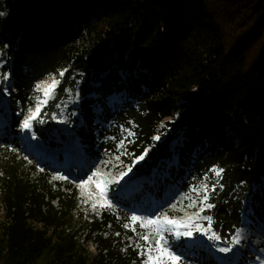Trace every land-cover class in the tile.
I'll return each instance as SVG.
<instances>
[{
  "label": "trees",
  "instance_id": "16d2710c",
  "mask_svg": "<svg viewBox=\"0 0 264 264\" xmlns=\"http://www.w3.org/2000/svg\"><path fill=\"white\" fill-rule=\"evenodd\" d=\"M0 13V50L10 61L7 125L19 137L20 114L43 101L44 79L59 82L32 124L41 138L40 126L75 85L70 78L92 76L75 134L89 152L105 147L117 157L104 176L110 195L175 153L176 169L162 179L186 180V193L197 187L204 195L208 186L222 240L240 226L248 195L259 205L246 216L264 223V0H0ZM117 90L126 98L111 112L105 98ZM94 104L109 128L98 130ZM5 138L0 264H144L128 245L136 236L131 216L113 204L94 208L75 184L64 190L57 171Z\"/></svg>",
  "mask_w": 264,
  "mask_h": 264
},
{
  "label": "rangeland",
  "instance_id": "374dc122",
  "mask_svg": "<svg viewBox=\"0 0 264 264\" xmlns=\"http://www.w3.org/2000/svg\"><path fill=\"white\" fill-rule=\"evenodd\" d=\"M9 64L10 61L0 50V146L7 135V139H10L14 144L17 141L19 142L18 146L29 160L46 162V165L57 171L60 177H67V179L60 178L64 190H68V185L75 184L84 199L94 203L97 201L105 202L101 200L100 190L97 189L95 183L90 182L86 186L87 190L94 194L91 199L83 194L86 192V188L80 185L82 181L88 180L93 172L100 174L93 177L94 181H105L104 176L109 174V169L114 166L117 157L108 153L105 147H102V151L99 152H89L91 149L86 148L85 143L75 134V127L81 121V113L78 106L82 91H87L91 87L94 78L92 76L88 80L77 76L70 78L75 85L67 87L65 97L56 105L55 110L51 113V119L49 121L45 119L44 124L40 126L45 138L38 136L33 126L27 130L22 129L19 137L17 130L13 131L7 125L10 116L5 92L10 74L4 68ZM122 74L124 75V73ZM53 81L54 79L47 78L39 84V89L44 94L43 101L47 100L46 104H42L40 110L42 108L46 110L47 107H50V102L57 95L58 83L55 89L51 91L52 95L51 93L45 95V89ZM55 81L59 82L58 80ZM125 92L122 90L113 91L105 98L106 105L111 112L117 111L121 107L126 98ZM89 95L95 94L91 91L86 93V96ZM132 103L136 102L133 101ZM30 110L35 111L31 108L27 114H20L19 119L23 121L31 115ZM93 111L97 115L95 121L99 125L98 130L100 128L103 130L104 128H109L110 124L102 119V111L98 104L93 105ZM39 116H41L40 112L37 118L31 121V124L39 120ZM45 122H49V124H45ZM180 145L181 137L179 136L174 138L169 144L172 151ZM199 153L200 151H197L194 157L198 156ZM78 160L82 163L80 167L78 166ZM176 166L177 157L174 153L172 158L166 160V163L161 165L160 168H154L153 173L149 177L138 176L130 178L114 194L110 195L108 191L105 193L106 201L118 207L120 212H122V217H132L133 215L140 217L136 221L137 227L131 221V227L135 229L136 236L127 237L128 245L136 251L137 258H139L140 254L144 255V264H148L149 256H158L159 253L155 250V242L160 238V233H162L164 236V240L161 241L162 244L170 246L171 251L182 257L180 264H193V254H202L205 260H210V264H264V223H258L255 218L253 221L246 216V214L256 216L253 207L259 204L252 195H248L244 199L241 224L234 232L244 228L250 235L254 236L251 238L246 237L242 244L232 243L230 240L231 236L227 240L214 239L212 238L214 235H219L213 227V218L209 213L211 209L206 208L201 203L203 195L199 194L198 188H195L196 194L193 191L186 193L183 185L186 180L181 182V180L170 179L167 182V178L162 179V176L170 178L169 172L175 171ZM186 173H192L191 167H188ZM126 194L129 196L125 197ZM201 207H204V211H200ZM158 217L160 219L157 224L144 226L148 220ZM165 217L183 221V223L168 224L165 221ZM205 217H211V224ZM188 230L193 231V237H177L175 235L177 231L183 233ZM144 235L149 237L147 241L142 239ZM224 247H228L231 250L221 252L220 249ZM132 261H135V259ZM161 264H169V262L164 258Z\"/></svg>",
  "mask_w": 264,
  "mask_h": 264
},
{
  "label": "snow or ice",
  "instance_id": "6c2138e0",
  "mask_svg": "<svg viewBox=\"0 0 264 264\" xmlns=\"http://www.w3.org/2000/svg\"><path fill=\"white\" fill-rule=\"evenodd\" d=\"M0 15H2V13H0ZM61 75H63V73H61ZM57 83L58 82L54 80L52 82V84L49 85L45 89V95H49L51 93V91H53L55 89V86H56ZM46 103H47V100L41 101L39 104L36 105L35 111H31L30 110L31 111V115H29L26 119H24L22 121V125L21 126H22L23 129L27 130V129H30L32 127L31 121H33V120H35L37 118V116H38V114L40 112V108H41L42 104H46ZM157 139H159V137H157ZM138 159H143V156L139 157ZM129 171H130V169H129ZM222 171H223V169L217 170L216 171V175L219 176ZM97 175H100V174L97 173V172H93L92 173V176H90L88 178V180L82 181L80 186L86 188V186L90 182L95 183L97 189L100 190L101 200L105 201V202L97 201L96 203H99V206L100 207H110L111 204H110V202H107L106 201V196H105V193L107 191V183L108 182L106 180L103 181V182L94 181L93 180V177H95ZM125 175H127V173H123V172L121 173V176L122 177L125 176ZM60 178L61 179H67V177H60ZM215 187H216L215 184H213L212 185L213 191L215 190ZM193 190L195 191L196 189H193ZM204 192H205V194L202 197L201 203L203 205H205L206 208L211 209L212 207H214V205L211 204V203H206L208 201V199H209L208 186L207 185H204ZM83 194L84 195H87L89 197V199H91L92 196L94 195L93 193H91L90 191H88L87 188H86V192L83 193ZM96 203L93 204V207L94 208L96 207ZM200 211H204V207H201L200 208ZM139 219H140V217L135 216V215H133L131 217V220L133 222H136ZM159 219H160L159 217L156 218V219H150V220L147 221V224L144 225V226L146 227L147 225L157 224L158 221H159ZM205 219L208 220L209 224H211V217H205ZM165 221H166V223L172 224V225L179 224V223H183V221H177V220L170 219V218H167V217H165ZM125 227H127V225H125ZM133 230H135V229H133ZM197 230H199V229H197ZM175 235L177 237L184 236V237L191 238V237H193V231L192 230H188V231H185L183 233L177 231L175 233ZM212 238L217 239V240L220 239L219 236H215V235ZM142 239L145 240V241H147L149 239V237L147 235H144L142 237ZM162 240H164V236H163L162 233H160V238L157 239L156 242H155V245H156L155 250L159 253V255L156 256V257L149 256V264H161V261L164 258L167 259V261L169 262V264H180V261L182 260V257L180 255L175 254L173 251H171L170 250V246H165L164 244H162V242H161ZM234 243H237V244L240 243L239 230H237V235L234 238ZM230 250L231 249L228 248V247H224V248H221L220 249L221 252H228Z\"/></svg>",
  "mask_w": 264,
  "mask_h": 264
},
{
  "label": "bare ground",
  "instance_id": "6f19581e",
  "mask_svg": "<svg viewBox=\"0 0 264 264\" xmlns=\"http://www.w3.org/2000/svg\"><path fill=\"white\" fill-rule=\"evenodd\" d=\"M51 95H52V92H51ZM79 161V160H78ZM63 165H66V164H63ZM82 164H79L78 162V166L80 167ZM62 166V165H61ZM63 167V166H62ZM129 196L128 194H126L125 197ZM237 235V231L234 232L232 235H231V238L230 240L232 241V243H234V238L235 236ZM239 236H240V243L239 244H242L243 243V240H245V238H251L252 236L254 235H250L249 232H247V230H245L244 228H241L239 229Z\"/></svg>",
  "mask_w": 264,
  "mask_h": 264
}]
</instances>
